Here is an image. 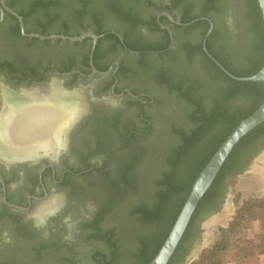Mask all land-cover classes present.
<instances>
[{"label":"flooded vegetation","instance_id":"af4514ba","mask_svg":"<svg viewBox=\"0 0 264 264\" xmlns=\"http://www.w3.org/2000/svg\"><path fill=\"white\" fill-rule=\"evenodd\" d=\"M247 3L248 0H0L4 13L0 22V110L4 91L14 95L23 90L36 91L42 95L55 82L62 91L76 93L83 107L81 119L71 125L67 136L70 128L61 134V153L56 158L54 153L12 162L0 158V264H55L57 258L51 253L85 264L74 250L78 227H86L96 217L106 203L107 189L89 180V174L101 173L103 166L89 163L77 169L76 161L86 162L95 152H111L136 142L132 144L135 148L121 150L109 176L114 179L119 166L142 150L137 142L156 136L150 154L145 149L151 158L149 173L155 174L173 137L161 132L147 114L155 113L166 123L171 119L178 123L188 105L181 97L183 104L166 102L164 96L153 94L148 87L161 81L170 93L169 82H180L209 109L212 103L206 96L212 95L213 89L198 77L171 75L165 64L171 60L182 62L190 54L194 73L201 72L204 57L216 67L215 61L223 67H243L250 39L243 18ZM87 34L96 39L39 37ZM156 60L165 64L157 65ZM149 69L154 72L147 74ZM233 104L239 108L242 98ZM130 114H139L144 126L136 123V118L132 120ZM128 124L135 127L128 129ZM263 151L264 134L256 140L243 166ZM138 167L136 161L132 174L138 175ZM91 194L96 197L93 207L88 202Z\"/></svg>","mask_w":264,"mask_h":264},{"label":"trees","instance_id":"16d2710c","mask_svg":"<svg viewBox=\"0 0 264 264\" xmlns=\"http://www.w3.org/2000/svg\"><path fill=\"white\" fill-rule=\"evenodd\" d=\"M243 18L246 32L250 35L243 61L245 65L233 68L222 63L237 77L251 76L264 65V21L258 0H248ZM192 62L188 54L182 64L190 66ZM201 64V72L204 73L201 75L213 89L212 95L206 96L212 103L211 107L207 109L202 99H195L180 82H169V88L177 90L178 96L191 107L185 114H180L178 123L172 119L167 121L173 142L163 153L155 174L146 173L144 176L140 171L138 175L132 174L142 154L138 151L119 166L114 179L106 176L111 186L106 203L85 227L86 241H98L107 247V253L96 250L92 254L95 264H148L171 230L201 169L239 121L263 102L262 82L232 79L207 57ZM237 98L243 100L239 108L233 104ZM263 134L264 122L235 145L198 203L168 264H178L183 260L190 241L201 233V222L219 211L229 181L243 172L245 158ZM123 200L132 201L123 206L122 220L116 226H103L105 215L114 209V213L119 215L114 204ZM236 203L235 214L229 224L218 229L214 242L190 264H245L244 251L249 244L254 247L256 255H264V195L243 197L236 199ZM256 223L258 228L253 227ZM68 264L78 263L69 260Z\"/></svg>","mask_w":264,"mask_h":264},{"label":"rangeland","instance_id":"374dc122","mask_svg":"<svg viewBox=\"0 0 264 264\" xmlns=\"http://www.w3.org/2000/svg\"><path fill=\"white\" fill-rule=\"evenodd\" d=\"M154 62H155V60H154ZM167 62L168 63H166L167 64L166 65L165 63L156 60V63H158L157 65L161 64V66H163V64H165V66H167L166 67L167 71L169 70L171 75H173V74L175 76L176 75H178V76L183 75V76H186L187 78L188 77H191V78H193V77L197 78L198 77V79H200L201 83L207 84V86L209 85L206 82V80L203 79V76L201 75L204 73H202V72L194 73V71L192 69L193 66L183 65L182 62L177 61V60H171V61H167ZM159 68L160 67H157V69H159ZM152 72H154V71L150 70V69L146 70L147 74H150ZM152 83L153 84L148 87V90L150 92H152L153 94H156V95L164 96V99L166 102H170V103L179 102V103L183 104L182 103L183 100L179 96H177L175 89L171 90L169 88L168 90L170 93H167V89H166V87L163 86V82L158 81V83H156V82H152ZM209 83L211 84L212 81L210 80ZM133 86H137V85L133 84ZM181 106H184V105H181ZM186 108H187V110H189V106H187ZM158 109L159 108L155 109L154 111H158ZM130 115H131L132 120H133V118H134V120L136 118V123H139L140 126L143 125L142 123L139 122V119H138L139 114H130ZM148 116L152 120L154 125H156L157 127L160 128L161 132H166L167 135L171 136L169 125L166 122H164L163 120L157 119L156 118L157 114H155V113L154 114H147V117ZM128 126H129L128 129H133L135 127L134 125H130V124H128ZM154 137H156V136H150L149 140H146V141L143 140V141L137 142L139 144V145H137V147H140V149H142V150H140L142 152V154H141L140 158H138V160H137L138 164L140 165L139 171L144 176H146V173L150 174L149 169H151V167H152L151 158H150V156H146V154H147V150H148L149 154L151 152V149L153 146L152 139H154ZM134 143L136 144V142H134ZM134 143H132V144H134ZM132 144L121 145V146H119L120 149H118V148L112 149L111 152H109V151H104L102 153L101 152H95L96 154L94 153L91 157H89L87 159L86 162H83V160H81V159L76 161L75 167L77 169H82L85 167L86 164L89 165V163H91L93 165L97 164L99 166H103V171L101 173H94V174L90 173L89 174L90 175L89 180H90V182H92V185H94L95 182L102 185L101 187L107 189V193H108L111 190V186H110V183H108L107 180H105L106 176L107 175L110 176L113 174L112 170L114 169V166L117 164L118 157L120 155H122L123 151L126 152V149H131ZM124 148H125V150H124ZM132 148H135V147H132ZM145 149H147V150H145ZM121 150H122V152H121ZM247 158H248V156L245 158V161L247 160ZM257 174H259V175H257ZM92 185L90 183V186L93 189ZM130 195H132V194H130ZM256 195H258V196L264 195V151L261 154H259L258 156L252 158L250 160V162H248V164L245 166V169L243 170V172L241 174L236 175L234 178H232L229 181V186H228L227 191L225 193L223 203H224V201H226V199L230 200L232 196H236V198L238 200V199H242L243 197L249 198L251 196H256ZM95 199H96V197L93 194H91L90 199H88V202L91 205V207L96 206ZM131 201L132 200H129V201L123 200V201H118L116 204H114V207H116L117 211H119V215L117 213H114V211H115V209H114L111 213L108 214V216L106 217L107 218L106 222L103 221L102 225L103 226H116L122 220V213H123L122 208H123V206L130 204ZM223 203H222V205H223ZM222 205H221V207H222ZM212 215L208 216L205 220L210 218ZM203 222H201V224H200L201 233L199 234L198 237H196L190 241L189 249L186 252V254H188L190 248H192L194 246V244L200 240L201 235H202V223ZM258 225H259L258 223L253 224V227L255 226L258 228ZM78 228H79V231L77 233L79 235V239L76 241V243L74 245V250L76 251L75 255L78 258L81 257V259L84 261L85 264H95L92 260L91 252L96 251V249H101L102 251L103 250L107 251V247L103 243L98 242V241H89V242L86 241V229H85V227L80 226ZM202 250L201 249L199 250L195 259L198 258V256L200 255ZM244 253L246 255L245 264H246V261L253 260L255 258V255H256L254 247L250 244L246 245ZM60 254L61 253H51L50 256L57 258V261L55 262V264H68L69 260H67V258H65V257L64 258L60 257ZM181 263H182V261H180L178 264H181Z\"/></svg>","mask_w":264,"mask_h":264},{"label":"bare ground","instance_id":"6f19581e","mask_svg":"<svg viewBox=\"0 0 264 264\" xmlns=\"http://www.w3.org/2000/svg\"><path fill=\"white\" fill-rule=\"evenodd\" d=\"M25 91L2 93L5 108L0 114V158L6 162L57 154L63 143L61 134L83 109L81 98L62 91L56 82L47 94Z\"/></svg>","mask_w":264,"mask_h":264},{"label":"water","instance_id":"95a60500","mask_svg":"<svg viewBox=\"0 0 264 264\" xmlns=\"http://www.w3.org/2000/svg\"><path fill=\"white\" fill-rule=\"evenodd\" d=\"M259 7L262 12V17L264 21V0H258ZM19 21H21V18L13 13ZM3 11L0 9V22L3 18ZM230 27L232 29L233 22L232 19L228 18ZM21 30L23 31V25L21 23ZM24 33V32H23ZM25 34V33H24ZM29 36H33L32 34H29ZM85 36H91L94 39H96V36L93 34H87L80 37H65V36H50V37H44L39 36L42 39H51L60 37L62 39H69L71 41L75 40H81ZM218 67L230 78L239 80V81H253V82H262L264 84V65L253 75L248 77H237L233 75L231 72L226 70L220 63L215 61ZM24 92V90L22 91ZM21 92V93H22ZM26 92V91H25ZM20 93V94H21ZM72 93V92H71ZM5 103L3 104L0 114L4 111ZM85 110V109H84ZM83 114L80 115L78 120L75 121V124L77 121L81 119ZM264 122V100L260 104V106L252 112L250 115L239 121L238 125L233 129V131L226 137V139L221 143V145L217 148V150L213 153V155L209 158L207 163L204 165V167L201 169L199 174L197 175L195 181L192 184L191 190L181 207V210L174 222V224L171 227V230L169 231L167 237L165 238L164 242L162 243L161 247L157 251V253L154 255V257L151 259V261L148 264H168L170 258L172 257L174 251L176 250L189 222L192 218V215L194 214V211L206 193V191L211 186L212 182L216 178L219 170L221 169L222 165L224 164L226 158L229 156L235 145L239 142V140L247 134L249 131L260 125ZM71 130V128L66 132L65 136H67L68 132ZM67 138V137H64ZM61 152H58L55 154L56 158ZM200 250L199 247V241H197L192 248H190L188 254L184 255L182 263L181 264H189L191 261L195 259L198 252Z\"/></svg>","mask_w":264,"mask_h":264},{"label":"crops","instance_id":"0c3cea01","mask_svg":"<svg viewBox=\"0 0 264 264\" xmlns=\"http://www.w3.org/2000/svg\"><path fill=\"white\" fill-rule=\"evenodd\" d=\"M236 199V196H232L230 200L226 199L220 210L202 223V235L199 240L201 250L209 247L214 242L220 227H226L229 224L235 214ZM246 264H264V255H255V258L246 261Z\"/></svg>","mask_w":264,"mask_h":264}]
</instances>
